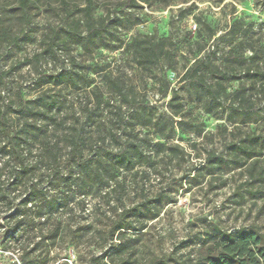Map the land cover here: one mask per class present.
I'll return each mask as SVG.
<instances>
[{
	"label": "rangeland",
	"instance_id": "rangeland-1",
	"mask_svg": "<svg viewBox=\"0 0 264 264\" xmlns=\"http://www.w3.org/2000/svg\"><path fill=\"white\" fill-rule=\"evenodd\" d=\"M84 2L56 1L50 5L38 2L27 22L18 23L15 19L13 23L0 24V72H6L0 82V106L10 107L8 111L13 117V109L22 99L36 98L45 91L63 102L61 112L71 120L69 102L76 97L85 101L83 90L65 85L54 87L45 82L48 75L73 66L78 75L89 76L93 84L104 89L102 77L108 73L134 86L137 99L146 105L155 121H166L164 133L169 137L162 142L179 146L180 154L173 156L166 150L153 155L151 163L137 165L133 173L124 176L125 190L112 181L108 188L89 195L85 211L75 208L70 219L73 231L66 241L44 251L57 258L47 263L40 260L39 264H64L63 260L66 264H194L206 250L204 233L214 226L231 233L256 227L264 233V156L258 157L252 172L248 169L250 161L221 174H206L205 169H197L206 163L204 158L209 152L228 158L229 140H242L250 131L255 137L264 136V100L259 87H250L245 82L250 87L251 99L245 105L251 106L255 119L234 126L226 120L225 113L228 93L238 87L236 79L225 82L227 93L217 114L207 112L194 91L179 81L195 55L200 57L209 51L214 63L226 67L222 55L229 48L243 49L248 55L251 47L262 46L264 0H169L142 2L138 7H127L126 0H96L92 14L102 30L97 46L89 45L88 49L60 41L55 57L45 54L37 58L43 50V41L73 27L74 21L82 16L77 9ZM14 6V1H1L0 18ZM233 23L239 31L232 38L225 33ZM3 28L8 29L7 35L2 33ZM211 30L215 32L213 37L209 35ZM143 34L168 38L167 47L173 57L171 68H166L163 62L150 70L136 66L124 46L130 37ZM221 35L226 36L218 38ZM203 46L204 50L198 53ZM259 55V64L250 63L253 69L264 66V51ZM242 69L238 64L229 66L237 76H243ZM171 89L177 90V101L182 104L180 115L172 117L173 127L166 116L170 115ZM155 127L148 125L136 130L141 135L148 133L156 141L154 130L158 127ZM19 194L15 191L12 196L20 197ZM157 196L163 198L159 215L149 220L143 230H125L130 247L121 255L110 254V246L118 242L116 237L106 236L112 221L122 216L124 207ZM5 231L1 226L0 238ZM16 261L17 253L12 247L0 254V264Z\"/></svg>",
	"mask_w": 264,
	"mask_h": 264
},
{
	"label": "trees",
	"instance_id": "trees-1",
	"mask_svg": "<svg viewBox=\"0 0 264 264\" xmlns=\"http://www.w3.org/2000/svg\"><path fill=\"white\" fill-rule=\"evenodd\" d=\"M11 1L16 6L0 18V24L13 23L15 19L18 23L27 22L38 2L50 5L56 1L65 4L68 0ZM95 1L85 0L77 9L82 16L74 21L73 27L62 28V34L56 32L43 41V50L36 57L45 54L55 57V48L60 41L64 44L74 42L88 49L89 45L97 46L102 30L92 14ZM151 1L169 2L126 0V6L138 7L139 3ZM7 31V28L2 29L4 35L8 34ZM238 31L239 27L233 23L225 34L233 38ZM209 35L213 37L215 32L211 30ZM168 43L167 37L134 35L125 43L124 51L142 70H150L161 62L171 68L173 57ZM204 48L199 47L198 53ZM249 50L251 53L247 55L243 49L229 48L222 55L226 67L214 63L209 51L200 57L195 55L179 78L189 91H194L205 110L213 114H217L223 95L227 93L225 82L236 79L238 87L228 93L225 113L226 120L234 126L255 119L251 106L245 105L251 100V86L259 87L264 100V66L257 65L255 69L250 66L251 62L259 64L264 44ZM71 60L74 65L75 60ZM235 64L243 67V76L229 70V66ZM5 74L0 72L1 83ZM242 77L244 81L240 80ZM102 81L104 89L93 84L89 76L78 75L73 66L62 67L48 75L45 82L54 87L65 85L76 91L83 90L85 101L76 97L69 102L71 120L61 112L63 102L45 91L36 98L22 99L15 105L13 117L8 111L10 107L0 106V227L6 229L0 241L2 252L12 247L17 253L14 264H39L40 260L47 263L56 259L57 255L50 256L44 251L66 241L73 231L70 219L75 208L85 211L89 195L108 188L112 181L125 190L124 176L133 173L137 165L151 163L153 155L166 150L173 156L180 154L179 146L162 142L169 137L164 133L166 121L154 120L146 105L137 99L133 85L128 86L119 77L113 78L108 73H104ZM177 95V90L171 89L168 99L170 115L166 116L171 119L172 127V117L179 116L182 109ZM148 125L158 127L154 130L156 141L148 133L141 135L136 130ZM245 134L242 140H229L228 158L209 152L204 158L206 163L197 169H205L206 174H221L226 169L243 167L250 161L248 169L252 172L259 162L258 157L264 156V136L255 137L251 131ZM15 191L20 192V197L12 196ZM162 199L160 196L146 197L123 208L122 216L106 229L109 239L116 237L118 240L110 246V254L121 255L127 251L130 246L124 237L125 230L145 229L149 220L159 215ZM204 234L206 250L194 264H264V233L256 227H244L238 233H231L214 226ZM63 261L66 264V260Z\"/></svg>",
	"mask_w": 264,
	"mask_h": 264
},
{
	"label": "built area",
	"instance_id": "built-area-1",
	"mask_svg": "<svg viewBox=\"0 0 264 264\" xmlns=\"http://www.w3.org/2000/svg\"><path fill=\"white\" fill-rule=\"evenodd\" d=\"M0 254H2V251L0 250Z\"/></svg>",
	"mask_w": 264,
	"mask_h": 264
}]
</instances>
